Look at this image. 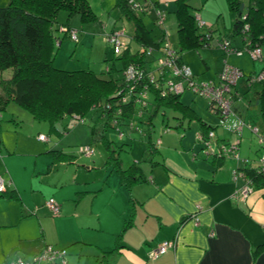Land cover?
Listing matches in <instances>:
<instances>
[{
	"label": "trees",
	"instance_id": "trees-1",
	"mask_svg": "<svg viewBox=\"0 0 264 264\" xmlns=\"http://www.w3.org/2000/svg\"><path fill=\"white\" fill-rule=\"evenodd\" d=\"M226 1L234 15L232 34L242 41L241 45L237 46L232 43L231 38L217 37V43L227 40L234 49L230 53L222 50V54L225 56L238 52L242 54L244 51L250 52L256 46L261 49L264 45V0H248L242 10L240 9L241 0ZM127 2L115 0L116 6L120 8V18L124 17L127 22L130 21L133 31L131 34L125 32L124 37L127 40L124 41L123 37L124 46L119 53H114L112 49L120 65L116 66L113 60L110 67L106 66L107 76L105 77H98L91 71L70 72L57 68L53 64L55 54L53 33L58 12L65 11L70 16L79 15L82 22L94 20L89 0H10L7 6L0 7V74L9 71L8 78H0L3 88L0 104L14 101L34 112L37 117L48 120L50 124L65 117L84 121L86 115L98 109V118H103L104 122L101 129L97 124L92 126L91 143L100 141L110 151L113 141L105 135L107 129L115 130L118 138L125 140L118 145L120 149H123L125 144L130 145L133 134L138 133L147 145L146 151L155 153L160 139L153 138L154 120L160 112L165 116L164 110H169L176 121L172 126L167 121L163 130L166 128L185 130L189 127L192 121L198 119L195 116V110L180 99V93L166 91L162 94L159 84H162L161 80L165 75L172 76V63L170 66H160L158 61L161 59L171 61V55L168 53L171 49L175 52L173 64L188 65L182 61L181 51L185 49L197 51L199 47L204 46L203 40L206 35L209 39L214 38L213 31L207 24L205 28L198 25L197 16H200V8L192 9L190 0H175L178 45L174 47L169 44L167 47L164 43L165 38L162 36L165 30L163 31V28L156 24L157 10H160L166 18V13L159 8L161 3L157 0H151L152 3L149 1L154 16L152 20L155 26H158H156L158 34L155 36L153 29L148 28L143 17L136 12L141 7L143 15L149 13L144 10V6L147 5H144L141 0H127ZM128 5L134 8L130 9ZM152 26L155 28L154 25ZM59 29L67 34L72 29L75 30L68 26H59ZM109 32L106 33V38ZM60 42L61 40H57L56 46ZM259 60L262 61V67L255 73L254 71L245 72L235 67L242 72V77L245 76L248 83V88L240 94V97L246 99L251 111L248 115L244 113L245 120L242 116L241 119L248 125L257 126L258 141L260 136L264 137V80L252 79L264 71V56H261ZM130 64L138 65L143 76L140 80L129 83L124 70ZM130 85H132L131 88ZM209 108L211 110L210 106ZM233 111L232 105V111L224 118L225 121L233 114ZM213 113L219 116L218 113ZM245 115L249 118L248 122ZM162 122H165L164 119ZM202 126H206V130H198V133L208 139V132L213 131L215 126L207 123H203ZM223 142L217 143L211 152L213 159L218 162L225 157L218 156L215 147L218 149ZM199 143L203 146V150L209 148L207 151L210 153V147L212 148L210 143L208 148L203 142ZM259 143L264 145V142ZM86 146L91 148L90 145ZM260 157L256 165L242 162V165L235 169L243 173V182L250 185L252 191L256 189L264 191V170L259 161ZM110 158L115 160L116 157L110 154L108 160ZM130 169L131 172L128 175L122 176L132 182L138 180L139 176L132 177L136 171L135 164ZM119 170L127 171L120 168ZM12 192L11 184H9L3 192H0V195L12 197L14 196ZM111 252L104 251L95 264H108V253Z\"/></svg>",
	"mask_w": 264,
	"mask_h": 264
},
{
	"label": "rangeland",
	"instance_id": "rangeland-1",
	"mask_svg": "<svg viewBox=\"0 0 264 264\" xmlns=\"http://www.w3.org/2000/svg\"><path fill=\"white\" fill-rule=\"evenodd\" d=\"M141 1L144 5L149 7L144 6V10L149 13H144L143 15L141 7L137 9L136 12L143 17L146 26L153 29V35L157 36L158 26L156 25V27L155 22L152 20V17H154L152 14L153 10L151 9L152 2L151 0H145L148 2L144 0ZM157 1L161 2L159 8L166 13V18L161 26L166 31L163 32L162 36L165 38L167 35L169 44L177 47L178 36L174 13L176 7L175 0ZM9 2L10 0H0V7L7 6ZM166 2H168L169 7L168 5L166 6ZM89 3L94 20L91 19L88 22H82L79 15L70 16L65 11L58 12L53 33L55 46L53 64L55 67L66 71H91L98 77H105L107 76L106 66L109 65L110 67L113 60H115V65L119 66L120 61L115 59L111 45L106 42V35H104L105 29L102 27L104 26L107 31H109L112 26L118 29L123 26V22L119 19V9L116 6L115 0H89ZM247 3L248 0H241V5L246 6ZM190 4L192 9L200 8L199 10L202 11L203 19L206 21L207 26L211 27L213 31L212 36L214 37L210 40L209 47H199L197 51L187 49L181 51L184 59L189 62L191 70L197 75L195 79L198 82L211 80L215 76L218 77L226 59L229 63L242 64L245 71L251 70L254 71V73L259 71L262 66V61L254 59L247 51H244L242 54L231 53L226 56L222 54V49L219 47L216 40L217 37L231 38L233 39V44L235 41L238 43L240 40L237 37L234 38L235 36L232 34L234 15L230 11L226 0H190ZM129 8L132 9L134 7L129 6ZM124 23L127 32H131L132 24L130 21L127 22L126 20ZM152 25H154L155 28ZM59 26L75 28V30H77V40L72 39L70 33H63L62 29H59ZM57 40H61L58 46H56ZM261 50L262 53H264V45L261 46ZM204 58L208 69H206L204 64ZM1 77H9V71L2 73V75H0V78ZM240 83L241 82H239V85ZM1 93H3V88L0 83V94ZM180 99L186 105L194 108L202 119L213 123V125H218L217 128H222L219 125V116L211 112L208 106V100L202 95L185 89ZM164 114L165 116L160 112L154 120V139L159 137L161 140L163 136L174 139L171 134H175L176 131L178 132L175 128H170L171 132L167 131L163 133V126L166 125L167 121L171 126L176 121L172 118L169 110H164ZM98 115L99 110L95 109L92 113L85 116L84 121L75 120L73 117H65L62 120L54 121L53 124L50 125L48 120L37 117L34 112L18 105L14 101L2 102L0 104V154L9 156L14 150V152L16 151L15 153L22 156V159L8 160L12 170H19L24 166H26L30 172L35 170V183L43 184L36 187H42L46 195L43 196L39 191L34 189H27L23 196L24 200L28 201L29 194L37 198L39 206H34V209L38 208L39 210V223H41L45 230L44 234L45 238H47V242L51 243V246L55 249H62V247L69 245L67 248H64L67 253L65 257L67 264V257L71 261L69 264H95L97 248L94 245L83 242L84 239L86 240V237H90L89 239H102L104 241H107V238H111L114 243V234L111 236L109 235V229L111 228L110 218H115L114 220H116V223L120 221L116 212V207L122 205V201L120 200L122 197L120 196H123V198L128 201L125 192H132L131 189H133L132 181L122 176L128 175L131 172L130 167L135 164V160H133L134 156L131 154L132 146L130 147V145L125 144L123 149H120L118 145L125 142V140L119 139L116 131L112 129H107L105 132L107 138L113 141L112 148H110L111 151L106 149L107 147L100 141L94 143L90 141L92 126L97 124L101 129L102 123L104 122L103 118H98ZM163 119L165 121L164 123L162 122ZM248 121L249 120H247V122ZM74 123L78 124L74 125ZM39 133H44L43 135L47 138L46 141H40ZM133 135V141L129 139L130 144H133V146H145V144H143V139L139 137L138 133H134ZM230 137L228 141L231 142H236L238 138L235 133H231ZM162 141H164V143L166 142L163 139ZM89 142L93 154L91 156H86L82 152V148H85ZM48 143L54 144L57 148V150L52 153L58 154L62 152L63 157L53 162L50 167H48L49 164H47V162L52 160L53 154L51 156L49 153L43 151V148H45V145ZM175 144L182 150L180 141L175 142ZM164 145V147L168 149L167 151L163 150L164 152L172 156L178 154V151L173 146H168L166 143ZM238 152L241 157L247 156L249 163L256 164L258 158L264 153V145L259 143L256 134L245 127L241 133V143L239 144ZM110 154L116 157L115 160L111 158L108 160ZM138 156L141 162L137 163V165L149 170L146 166L148 163L144 160L146 156H144L143 153ZM35 161H37V163H35ZM119 168L124 171L126 169L129 172H123L119 170ZM122 180L125 181V184ZM53 186H56L55 189L62 187L61 190H63L64 194L69 193L70 201L73 206H75L77 202L83 203V206H80L81 203L79 204L78 215L81 214L82 210H85L84 216L88 217L90 212L89 206L94 199L95 214H108L107 216L110 218H105L103 214L101 220H96L100 227L97 229H89L87 227L88 223L81 226L80 220L75 217H72V219H64L61 217L63 213L57 215L50 213L46 200L48 197L47 193L51 191ZM27 187H29V184ZM76 190L81 192H76ZM37 193L39 195H35ZM7 203L8 201H5L4 205L0 206V214L3 213V211H9L12 217V215L17 213V209L13 207L9 208V206H13L11 204L5 206ZM73 211L74 210L67 209L68 217L75 215ZM20 217L19 215L17 219ZM55 220L57 223L61 220V222L58 223L59 225L56 224ZM35 222H37L36 215L23 221V224L29 226L23 228L26 233L28 231L29 236L34 231L35 237L37 235ZM121 229L122 224H120L119 231H121ZM20 230L21 227L18 228V231ZM89 231L92 233H89ZM15 233L16 227H11L7 228L4 234L9 239L11 235ZM75 236L80 238L84 237V239H81L79 243L71 244L70 241ZM42 242L43 241H40V243ZM36 244L37 241L31 243L27 250L29 255L21 259L29 262V264H36L33 263L35 255L38 253H35ZM100 256H102V252ZM17 260L18 257L13 258L12 254H10L6 258L4 264H19ZM39 264H47V262ZM57 264H59V261H57Z\"/></svg>",
	"mask_w": 264,
	"mask_h": 264
},
{
	"label": "crops",
	"instance_id": "crops-1",
	"mask_svg": "<svg viewBox=\"0 0 264 264\" xmlns=\"http://www.w3.org/2000/svg\"><path fill=\"white\" fill-rule=\"evenodd\" d=\"M166 3V6L169 7L168 2ZM118 9L121 16L120 8ZM199 14L203 19L202 11H199ZM119 19L126 29L124 17ZM102 28L105 29L104 35H106L107 32L116 27L112 26L109 31L104 26ZM132 31H128V34H131ZM125 40L127 39L124 37ZM210 40H206L208 47L210 46ZM241 41V39L238 43L235 41L234 44L240 46ZM181 57L182 61L189 65L182 54ZM225 61L228 62L227 59ZM204 64L207 65L205 58ZM229 64L245 71L242 64ZM206 69H208L207 66ZM194 75L197 76L195 73ZM241 78L232 91L234 99L233 114L229 116L224 124L219 122L222 128H217L218 125H213V123L202 119L193 108L198 119L192 121L185 130L176 131L179 136L176 133L171 134L174 139L163 136L162 139L166 141L165 143L168 146H173L178 151L176 156L164 152L168 149L164 147L165 143L162 139L157 145L158 148L155 153L146 151L147 145L144 141L145 146L130 144L136 170L133 173L134 175H131L132 177L139 176V179L133 180L132 192H125L128 201L120 196L122 197L120 198L122 205L116 207L119 222L116 223L115 218H110L107 216L108 214L96 215L94 199L89 206L88 217L84 216L85 210H82L81 214L78 215V209L81 205L83 206V203L77 202L73 206L70 201V194H64L61 190L62 187L55 189L56 186H53L51 191L47 193V200L54 198L59 203V213H63L62 218L72 219V217H75L80 220L81 226L88 223L87 227L89 229L100 227L96 220H101L103 214L105 218L111 219L109 235L114 234V243L111 238L104 241L86 237V241L84 237L75 236L70 241L71 244L79 243L81 239H84L83 242L94 245L97 248L95 261L101 257V252L103 255L104 251H112L108 253V264H264V191L256 189L246 197L235 196L237 189L242 184V179L235 180L233 170L241 166L243 160L249 162L248 157H241L239 154V159L225 157V159L218 162L213 159L212 150L209 153L208 149H202L203 146L199 143L200 139L198 137V130L205 131L207 127L202 126V124L207 123L215 126V129H212L214 137L210 140L213 149L217 143L231 142L228 140L231 138L230 134L233 133L231 131L232 124L239 117L244 119V113L248 115L251 111L248 108L246 99L240 97V94L248 88L245 76ZM215 79H217V76L211 80ZM239 82H241L240 85ZM245 118L246 121L249 120L248 116ZM77 124L74 123V125ZM162 131L164 133L170 131V129L166 128ZM237 139L240 144L241 136ZM178 141H180L182 150L175 144ZM88 145H90V142ZM45 146L43 151L51 156L53 154L52 160L47 162L48 167L56 160L63 158L62 152L52 153L57 150L54 144L48 143ZM215 149L217 150L216 147ZM15 152L13 150L9 156L0 154V175L10 182L12 193H14L12 197L0 195V206L8 201L5 206L11 204L13 206H9V208L17 209V213L12 217L9 211H3L0 214V264H4L10 254L13 258L28 256L27 250L34 241H37L35 253L47 244L52 245L47 242L44 234L45 230L39 223V210L38 208L34 209V206H39L37 198L29 194L28 201H26L23 197L27 189H34L45 196L44 189L36 187L43 184L35 183V170L30 172L26 166L21 167L19 170L10 168L9 159H22V156ZM141 153L146 156L144 160L148 163L146 166L149 170L137 165L141 162L138 156ZM122 181L125 184V181ZM28 184L29 187H27ZM76 192L81 191L76 190ZM67 209L74 210L75 215L68 217ZM19 215L21 217L17 219ZM33 215L37 217V222H35L37 227L36 237L35 231L29 236L28 231L26 233L23 229L29 227L27 224H23V221L32 218ZM60 222L61 220L58 221V223ZM58 223L56 222V224ZM118 223L122 224L121 231H119L120 224ZM11 227H16V233L8 239L4 233L7 228ZM19 227H21L20 231H18ZM89 233L92 232L89 231ZM170 239L175 242L173 248H170L159 257L150 258L149 253L152 248L160 242ZM40 241L43 242L40 243ZM67 260L69 264L71 261L68 257Z\"/></svg>",
	"mask_w": 264,
	"mask_h": 264
},
{
	"label": "built area",
	"instance_id": "built-area-1",
	"mask_svg": "<svg viewBox=\"0 0 264 264\" xmlns=\"http://www.w3.org/2000/svg\"><path fill=\"white\" fill-rule=\"evenodd\" d=\"M156 14L158 16L156 24L158 26H162V23L165 19L164 14L160 10H157ZM197 23L202 28H205L206 26V22L199 15L197 16ZM125 32L126 29L122 26L121 28L114 29L110 31L109 34H107V42L111 45L114 53H119L124 46L123 37L125 35ZM70 34L72 39L77 40V30L72 29L70 31ZM208 39L209 36L206 35L205 39L203 40V43L206 46H208V43L206 42V40ZM164 43L167 47L169 46L167 35L165 36ZM218 45L226 53L234 51V49L231 47L230 42L227 40L218 43ZM168 53L169 55H171V61L162 59L158 61L160 66H170L172 63V76L168 77L165 75L161 80L162 84H159V87L162 89V94L166 93V91L182 94L185 89H189L197 94H200L208 100V104L211 107V110L219 114L220 123L224 124V118H226L232 111V105L234 103L233 95H231V92L234 86H236L239 79L242 77V72L239 69L227 64V62L225 61L223 69L218 75L217 79L198 82L194 78L193 72L188 65L177 66L176 64H173L175 55L174 50L169 49ZM240 53L241 52H238V54ZM249 53L253 56L254 59H259L262 56L261 49L257 46L253 47ZM124 74L126 76V80H128L129 83L133 82L134 80H140L143 76L141 68L136 64H130L124 70ZM252 80H264V71L256 75ZM131 86L132 85H130L129 87L131 88ZM245 127L250 129L254 134L259 133L257 126L248 125L241 118H238L237 121L232 124L231 131L235 133L237 137H239L241 136V133ZM198 137L200 139V142H203L208 148L210 146V138L214 137V132H208V139H206V137L202 136L200 133H198ZM39 139L46 140L47 138L45 135L40 134ZM259 142H264V137L260 136ZM220 145L216 150L218 152V156L234 157L239 159L238 139L236 140V142H223ZM210 150H212L213 152L214 149L210 147ZM82 152L86 156H90L93 153L92 149L89 146L82 148ZM259 161L261 162L262 170H264V153L261 154ZM243 162H245V160H243ZM233 177L235 180L238 178L242 179V184L237 189L235 196L237 195L238 197H246L250 192H252L251 186L243 182L244 176L241 171L234 170ZM9 184L10 182L5 180L0 175V192H3ZM46 204L52 214H59L60 205L54 198H49L46 201ZM174 246L175 242L173 239L162 241L157 246L151 249L149 256L150 258L159 257L165 254L170 248H173ZM65 256L66 251L64 249H55L51 245H45L35 255L33 263L39 264L42 262H47L57 264V261H59V264H67ZM17 263L29 264V262L21 258H18Z\"/></svg>",
	"mask_w": 264,
	"mask_h": 264
},
{
	"label": "water",
	"instance_id": "water-1",
	"mask_svg": "<svg viewBox=\"0 0 264 264\" xmlns=\"http://www.w3.org/2000/svg\"><path fill=\"white\" fill-rule=\"evenodd\" d=\"M242 8H243V5L240 6V9H241V10H242Z\"/></svg>",
	"mask_w": 264,
	"mask_h": 264
}]
</instances>
